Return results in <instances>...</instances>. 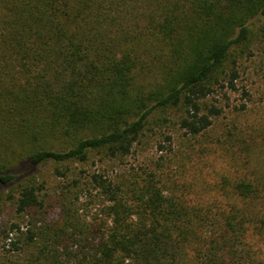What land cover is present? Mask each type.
<instances>
[{"label":"trees","instance_id":"16d2710c","mask_svg":"<svg viewBox=\"0 0 264 264\" xmlns=\"http://www.w3.org/2000/svg\"><path fill=\"white\" fill-rule=\"evenodd\" d=\"M262 21L264 0H0V202L28 218L4 264H264L253 134L226 131L259 168L217 173L209 199L158 161L76 167L125 165L164 126L213 140V97L236 89ZM42 165L66 179L55 219ZM84 194L102 205L93 221Z\"/></svg>","mask_w":264,"mask_h":264},{"label":"rangeland","instance_id":"374dc122","mask_svg":"<svg viewBox=\"0 0 264 264\" xmlns=\"http://www.w3.org/2000/svg\"><path fill=\"white\" fill-rule=\"evenodd\" d=\"M261 25H264V21ZM255 45L251 55L241 60L236 89H228L225 93L216 94L213 97V102L222 108V112L215 121V126L210 131L213 140L211 138L208 140L196 139L181 128L164 126L161 131L164 133H159L156 137L149 135L145 137L143 142L136 147L135 153L128 157L125 165L111 164L95 158L85 165L77 164L76 167H84L89 172L103 171L114 175L125 168L138 169L145 164L152 165L158 161L165 163V169L174 174L173 178L180 183H187L188 189L194 197L202 198L200 194L202 193L203 199L213 197L210 195L215 192L211 191L213 185L210 180L213 176L218 177L217 173L235 172V169L243 170L249 174L256 171L259 168L256 165V155L253 154L249 158L247 166H244V152L238 150L237 146L232 147L227 134H225L227 130L233 132L242 130L245 132V137L248 138L250 134H253L258 140L259 154L262 156L264 164V31L260 32ZM167 135H171V139H167ZM217 137H220L223 142L217 143ZM205 147L207 150L204 151ZM37 173L41 179L47 181L46 191L49 197L46 201L50 205L49 209L54 207L49 216L55 219L60 210L58 204L63 191V187L59 184H64L66 179L55 175L53 169L48 165L40 166ZM191 183L198 186L191 185ZM7 188L0 184V190ZM84 195L80 198L78 206L82 207L81 213L84 218L87 221H93L94 216H101L102 205L98 198H91V202L87 194ZM27 219V217H17L10 203L0 202V264L6 262V256L15 253L11 252L9 243L16 237V233L11 230L12 224L20 223L22 229H25ZM76 249V247L73 248V250ZM73 261L75 260L73 259Z\"/></svg>","mask_w":264,"mask_h":264}]
</instances>
